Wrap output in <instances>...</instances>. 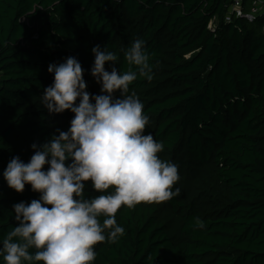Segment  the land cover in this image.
Returning <instances> with one entry per match:
<instances>
[{
    "label": "trees",
    "instance_id": "16d2710c",
    "mask_svg": "<svg viewBox=\"0 0 264 264\" xmlns=\"http://www.w3.org/2000/svg\"><path fill=\"white\" fill-rule=\"evenodd\" d=\"M231 2L0 0V238L19 226L13 206L41 195L10 188L7 164L28 163L31 145L66 132L75 115L42 105L49 65L76 58L86 91L100 95L92 48L117 53L124 72L123 50L141 39L154 78L137 79L129 94L149 117L145 134L164 145L160 158L178 166L180 195L122 207L125 234L95 245L93 264H264V13L227 21ZM85 183L88 197L99 195Z\"/></svg>",
    "mask_w": 264,
    "mask_h": 264
},
{
    "label": "clouds",
    "instance_id": "9594fccd",
    "mask_svg": "<svg viewBox=\"0 0 264 264\" xmlns=\"http://www.w3.org/2000/svg\"><path fill=\"white\" fill-rule=\"evenodd\" d=\"M92 52L91 74L101 94L86 91L76 58L50 64L54 80L44 89L42 105L49 113L70 110L75 114L71 126L57 130L59 135L42 146L33 143L28 163L13 157L3 172L10 188L22 193L30 184L41 194L30 204L13 206L19 226L0 238L4 264H93L95 245L116 243L125 234L116 220L122 207L159 204L180 195V188L174 189L178 166L160 158L164 145L151 132L145 134L149 117L135 92L129 94L137 79L154 78L145 42L136 39L123 50L129 65L124 72L114 66L119 56L107 46L96 45ZM106 63L113 65L111 72ZM46 164L50 167L44 171ZM88 181L99 195H86ZM195 227L206 225L197 217Z\"/></svg>",
    "mask_w": 264,
    "mask_h": 264
},
{
    "label": "built area",
    "instance_id": "2783aa9c",
    "mask_svg": "<svg viewBox=\"0 0 264 264\" xmlns=\"http://www.w3.org/2000/svg\"><path fill=\"white\" fill-rule=\"evenodd\" d=\"M247 8L248 11H245V0H232L226 20L230 21L233 15L253 21L264 13V0H250Z\"/></svg>",
    "mask_w": 264,
    "mask_h": 264
}]
</instances>
